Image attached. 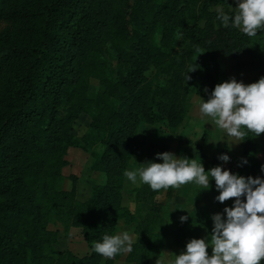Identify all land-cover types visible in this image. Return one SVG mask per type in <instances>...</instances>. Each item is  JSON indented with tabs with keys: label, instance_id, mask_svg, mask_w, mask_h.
<instances>
[{
	"label": "trees",
	"instance_id": "16d2710c",
	"mask_svg": "<svg viewBox=\"0 0 264 264\" xmlns=\"http://www.w3.org/2000/svg\"><path fill=\"white\" fill-rule=\"evenodd\" d=\"M232 7L230 0H0V21L11 25L0 30V264H108L93 245L122 220L139 234L127 261L159 259L164 202L143 185L136 211L125 206L124 172L142 147L154 162L169 151L161 135L139 143L141 123L177 128L193 94L207 100L229 80L220 56L236 72L256 73L250 84L264 77V30L249 37L223 27L216 9ZM207 55L210 69L201 61ZM82 115L89 128L77 135ZM256 138L241 143L245 177H264ZM70 147L89 153L91 169L107 176L85 200L76 186L62 188ZM58 224L80 229L90 253L56 250Z\"/></svg>",
	"mask_w": 264,
	"mask_h": 264
},
{
	"label": "clouds",
	"instance_id": "9594fccd",
	"mask_svg": "<svg viewBox=\"0 0 264 264\" xmlns=\"http://www.w3.org/2000/svg\"><path fill=\"white\" fill-rule=\"evenodd\" d=\"M235 4L231 14L216 9L223 27L231 26L249 37L264 30V0H235ZM196 70L195 64L190 66L187 80L188 73ZM198 112L202 117H210L233 144L245 141L248 134L259 137L264 133V77L251 84L235 78L216 84L207 100L201 98ZM156 159L161 162L145 161L142 167L125 171V177L133 185H148L153 191L179 189L188 184L208 190L210 181H214L219 193L215 196L217 202L223 204L234 198L222 213L212 215L210 241L191 239L168 264H261L264 261V177H245L222 165L205 171L202 162L177 157L170 151L157 153ZM218 159L227 164L230 157L221 154ZM242 164H247V160H242ZM261 172L264 173V165ZM188 219L187 215L180 217L181 222ZM134 242L130 231L124 230L104 235L102 241L93 245V251L113 259L132 252Z\"/></svg>",
	"mask_w": 264,
	"mask_h": 264
},
{
	"label": "rangeland",
	"instance_id": "374dc122",
	"mask_svg": "<svg viewBox=\"0 0 264 264\" xmlns=\"http://www.w3.org/2000/svg\"><path fill=\"white\" fill-rule=\"evenodd\" d=\"M162 1V0H159ZM235 2V0H230ZM10 23L0 21V30L10 27ZM160 33L156 34V40ZM210 69L214 60L208 55L201 58ZM219 62L229 75V79L235 78L238 82L250 84L256 73L236 72L233 70V60L230 58L219 57ZM149 75L152 72L148 73ZM202 97L193 94L188 108L187 116L177 128L167 127L165 124L157 123L150 125L141 123L137 131V140L139 143L156 141V137L161 135L169 143V151L177 157H187L202 162L205 171L213 167L222 165L223 168L231 171L236 167L238 174L240 170V160L243 156L241 143L233 144L227 138L221 129H219L210 117H202L198 112V104ZM89 117L82 115L75 124V134L82 135L89 128ZM256 143L260 158L264 161V136L257 137ZM201 147L199 154L198 146ZM101 152L102 148L97 149ZM221 154H228L230 160L224 164L218 159ZM68 164L64 166L61 173L64 177L62 188L72 190L76 186L78 197L85 200L91 193L94 185L105 184L107 176L105 173L93 171L91 165L93 157L83 151L81 148L70 147L66 155ZM145 147L134 154L128 170H135L142 167V163L148 161ZM123 187L124 205L132 211H136L137 190L141 186H135L125 177ZM210 188L203 190L194 184L184 185L179 189L160 190L157 198H161L165 206V216L167 228L162 232L160 241L163 245L159 259L154 260L152 264H168V261L179 255L185 248L187 242L193 238H207L210 241L213 222L212 215L222 213L225 206H231L234 198L225 201L223 204L215 200L219 193L215 189V182L210 181ZM199 192V194H198ZM198 194V195H197ZM188 212V213H187ZM189 216L186 222H181V216ZM59 225V224H58ZM52 229H59V242L54 245L56 250H71L79 256H85L90 253L87 240L83 237L81 230L71 228L69 232L64 231L63 226H51ZM124 230L130 231L136 242L138 233L136 225H127L124 220L118 223L117 232ZM211 254V248L208 249ZM130 253L117 255L110 259L108 264H133L127 261Z\"/></svg>",
	"mask_w": 264,
	"mask_h": 264
},
{
	"label": "built area",
	"instance_id": "2783aa9c",
	"mask_svg": "<svg viewBox=\"0 0 264 264\" xmlns=\"http://www.w3.org/2000/svg\"><path fill=\"white\" fill-rule=\"evenodd\" d=\"M231 172H232V173H235V174H238V171H237L236 167H233V168L231 169Z\"/></svg>",
	"mask_w": 264,
	"mask_h": 264
},
{
	"label": "crops",
	"instance_id": "0c3cea01",
	"mask_svg": "<svg viewBox=\"0 0 264 264\" xmlns=\"http://www.w3.org/2000/svg\"><path fill=\"white\" fill-rule=\"evenodd\" d=\"M159 200H162L161 198H159Z\"/></svg>",
	"mask_w": 264,
	"mask_h": 264
}]
</instances>
